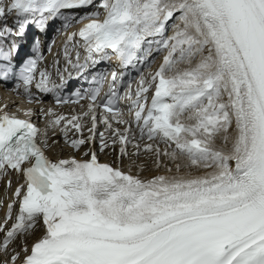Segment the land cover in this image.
<instances>
[{
  "label": "snow or ice",
  "instance_id": "1",
  "mask_svg": "<svg viewBox=\"0 0 264 264\" xmlns=\"http://www.w3.org/2000/svg\"><path fill=\"white\" fill-rule=\"evenodd\" d=\"M89 7L96 10L80 17L88 23L69 33L64 45L67 65L78 75L113 56L121 68L134 66L147 59L153 44L158 52L166 50L159 68L142 74L135 90L129 85L123 96L116 87L122 74L112 71L102 104L97 98L103 76H93L100 87L87 97L58 94L67 80L59 61L60 83L39 67L38 38L34 56L18 67L14 60L17 40L31 25L43 32L49 21L61 19L67 29L74 15L65 11ZM172 20L178 21L173 35L164 38ZM69 44L84 49V63L78 51L73 62ZM14 76L30 103H41L33 85L54 94L58 104L92 102L87 140H67L68 125L82 133L81 117L72 116L61 129L72 149L94 141V109L103 107L110 117L102 122L118 139L121 157L129 156L132 145V156H154L158 168L167 158L177 173L204 174L142 179L101 163L95 151L84 153L89 159L53 161L45 151L47 128L0 107V179L10 171L23 178L0 221V264H264V0H0V81ZM124 99L131 120L115 106ZM40 111L53 116L51 108ZM24 114L34 115L31 109ZM62 121L57 116L48 127ZM112 121L125 125L124 131ZM133 124L139 140L150 143L136 142ZM99 135L104 151L109 144L105 133ZM39 228L42 235L29 247Z\"/></svg>",
  "mask_w": 264,
  "mask_h": 264
},
{
  "label": "bare ground",
  "instance_id": "2",
  "mask_svg": "<svg viewBox=\"0 0 264 264\" xmlns=\"http://www.w3.org/2000/svg\"><path fill=\"white\" fill-rule=\"evenodd\" d=\"M81 14H77V16H76V19H78L79 18V16H80ZM171 30H172V35H173V32H174V28L172 29L171 28ZM169 35V34H168ZM170 36H171V33H170ZM136 85H138V82L135 84V86ZM89 129H86V127H84V130H83V135H87V136H89L91 133H89V131H88ZM69 131V132H68ZM48 132V139H49V147H47L48 149H49V153H50V155H52L54 158H58L59 160L61 159V157L62 156H65L69 151H71L72 150V148L71 147H68L67 146V143H65L64 142V138H62L61 137V134L63 133V131H61L60 133H58L54 128L53 129H50L49 131H47ZM67 132H68V134H67V138H68V141H70V140H73V134H72V129H68V126H67ZM134 134V133H133ZM135 135V137H136V142H139L141 145H143L144 143H150V141H147L146 139L145 140H139V139H137V134H134ZM105 138H106V141H107V143L109 144V147L108 148H106L108 151L105 153V154H100L101 156H102V158L103 159H106V160H109L110 162L111 161H115L114 159H113V157L115 158V159H118V157L120 156V159H122L121 161H123V164H121L122 165V167L123 168H125V169H127L128 171L131 169L130 168V165L132 164V163H130V160H132L131 158H126V156H124V157H121V155H120V147H121V145H120V143H119V141H118V139L115 137V136H113L112 135V131L111 130H109V131H106V133H105ZM100 139V137H99V134H96V136H95V143L97 142V140H99ZM114 139H117V142H116V144L115 145H113L112 144V140H114ZM161 146V148L163 149L165 146L163 145V144H161L160 145ZM52 147H56V150L55 151H51V149H52ZM96 147H98L97 145H96ZM111 147H113V150H111ZM99 148V147H98ZM128 149H130L131 150V152H128V153H130V156L131 157H135V158H137L136 156H132L131 154L133 153V152H135V149L132 147V145H128ZM127 149V150H128ZM86 151L81 147L80 148V150L79 151H73V154H74V156L75 157H77V158H82V157H86L85 155H84V153H85ZM113 153L112 155L110 154V153ZM144 153L143 152H141V154L139 155V156H141V155H143ZM113 156V157H112ZM146 156H147V154H146ZM142 157V156H141ZM149 157V156H148ZM87 158V157H86ZM139 158V157H138ZM138 158H137V160H138ZM154 158V157H153ZM127 159H128V161H127ZM145 159V158H144ZM144 159H140L139 160V163H138V166L139 165H142V164H145V162H144ZM166 158H164V160H165ZM136 160V161H137ZM128 162V163H130V165H126L125 164V162ZM144 162V163H143ZM117 164V163H116ZM155 164V166L154 167H152L153 169H150V171H145V172H133V171H131L132 172V174H139L140 176H141V178L142 179H150L151 177H153V176H155V175H186L189 171L191 172V175H193V176H196V175H203L204 174V170H199V169H191V170H189V169H182L181 170V172L180 173H177L176 172V170H175V166H174V164H173V166L171 167V165L168 167V168H171L172 169V171L171 172H168L166 169V167L163 169L162 168V165L158 168L157 166H156V163H154ZM121 165L119 166V167H121ZM138 168V167H137ZM138 170H139V168H138ZM42 233H43V229L42 228H39L36 232H35V234L33 235V236H31V237H29L28 238V240H27V243H28V246L30 247L31 245H32V243L36 240V239H38L41 235H42ZM19 245V241H16V242H14V247L15 246H18ZM17 250H19L18 248H17Z\"/></svg>",
  "mask_w": 264,
  "mask_h": 264
},
{
  "label": "rangeland",
  "instance_id": "3",
  "mask_svg": "<svg viewBox=\"0 0 264 264\" xmlns=\"http://www.w3.org/2000/svg\"><path fill=\"white\" fill-rule=\"evenodd\" d=\"M178 21H175L174 20V22H173V24L174 23H177ZM172 24V25H173ZM171 25V28L173 29V26ZM170 33H171V35H172V30L170 31ZM150 71L152 72L153 71V73L155 72V70H151L150 69ZM218 146H219V144H218ZM56 150V147L54 148V149H51V151H55ZM142 156V157H141ZM141 156H139V158H138V160H137V158H135V157H131L130 155L128 156L129 158H131L132 160H130V163H132L131 165H130V163H126L125 162V164L126 165H130V167L131 166H133V167H131V170L133 171V172H145V171H150V169H153L152 167H154L155 166V157L154 156H149V155H147L146 156V154L144 153L143 155H141ZM149 156V157H148ZM154 157V158H153ZM145 158V159H144ZM140 159H144V162H145V164H142L143 166H144V168H143V171H140V168L138 167V163H139V160ZM137 160V161H136ZM127 161H128V159H127ZM133 161L135 162V164L133 163ZM162 161H163V163H162V168L164 167H166V168H168L169 166H170V164L171 163H169L170 161L166 158L165 160H164V158H162ZM143 162V163H144ZM154 165V166H153ZM173 165H171V167H172ZM139 168V170H138V168ZM163 168V169H164Z\"/></svg>",
  "mask_w": 264,
  "mask_h": 264
}]
</instances>
